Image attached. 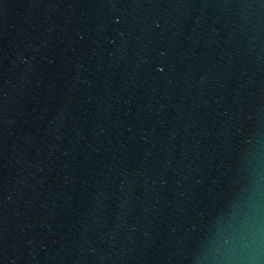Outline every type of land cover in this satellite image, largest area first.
<instances>
[{"label": "water", "instance_id": "1", "mask_svg": "<svg viewBox=\"0 0 264 264\" xmlns=\"http://www.w3.org/2000/svg\"><path fill=\"white\" fill-rule=\"evenodd\" d=\"M0 264H264V0H0Z\"/></svg>", "mask_w": 264, "mask_h": 264}]
</instances>
